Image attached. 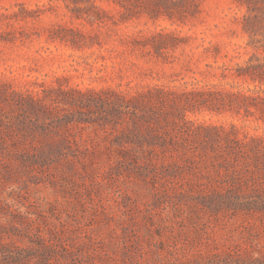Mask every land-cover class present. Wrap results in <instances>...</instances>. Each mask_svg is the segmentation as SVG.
Instances as JSON below:
<instances>
[{
  "label": "rangeland",
  "instance_id": "1",
  "mask_svg": "<svg viewBox=\"0 0 264 264\" xmlns=\"http://www.w3.org/2000/svg\"><path fill=\"white\" fill-rule=\"evenodd\" d=\"M91 1L103 21L0 0V264H264V177L222 134L264 141V120L181 102L254 89L227 69L246 7L199 0L182 23ZM161 31L183 42L158 55Z\"/></svg>",
  "mask_w": 264,
  "mask_h": 264
},
{
  "label": "trees",
  "instance_id": "2",
  "mask_svg": "<svg viewBox=\"0 0 264 264\" xmlns=\"http://www.w3.org/2000/svg\"><path fill=\"white\" fill-rule=\"evenodd\" d=\"M76 5V17L84 18L91 23L103 21L100 13L95 16L88 12L89 6H79L81 0H70ZM125 9V19L148 15L152 19L162 17L186 23L196 18L200 13L199 0H108ZM247 9L242 16L244 31L249 35L246 45L248 59L243 64L228 67L231 75L246 82H252L254 89L238 88L236 91L218 88V85H206L202 89L186 92L181 102L186 109L194 110L206 108L212 111H245L247 116H256L264 120V0H236ZM91 7L96 8L93 1L88 0ZM61 39L70 40L65 35H58ZM72 41V40H71ZM183 39L177 33L158 32L145 46H150L156 54L162 55L169 49L177 48ZM225 136L228 154L234 158L246 161L264 177V141L250 138L238 139L236 145L226 129H222ZM256 143V145H254Z\"/></svg>",
  "mask_w": 264,
  "mask_h": 264
}]
</instances>
